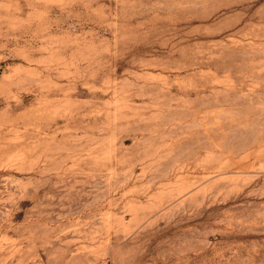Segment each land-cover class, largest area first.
<instances>
[{
    "label": "rangeland",
    "instance_id": "obj_1",
    "mask_svg": "<svg viewBox=\"0 0 264 264\" xmlns=\"http://www.w3.org/2000/svg\"><path fill=\"white\" fill-rule=\"evenodd\" d=\"M0 264H264V0H0Z\"/></svg>",
    "mask_w": 264,
    "mask_h": 264
}]
</instances>
